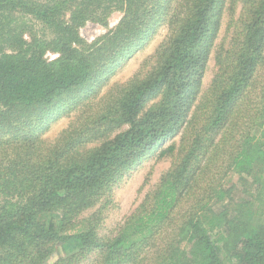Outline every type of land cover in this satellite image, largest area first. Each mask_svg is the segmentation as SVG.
<instances>
[{
    "label": "trees",
    "instance_id": "trees-1",
    "mask_svg": "<svg viewBox=\"0 0 264 264\" xmlns=\"http://www.w3.org/2000/svg\"><path fill=\"white\" fill-rule=\"evenodd\" d=\"M112 12L117 26L84 42ZM163 25L147 76L47 145L51 123ZM156 152L169 171L100 237L114 189ZM233 175L248 198H231ZM61 248L51 264H264V0H0V264H50Z\"/></svg>",
    "mask_w": 264,
    "mask_h": 264
},
{
    "label": "rangeland",
    "instance_id": "rangeland-1",
    "mask_svg": "<svg viewBox=\"0 0 264 264\" xmlns=\"http://www.w3.org/2000/svg\"><path fill=\"white\" fill-rule=\"evenodd\" d=\"M240 8H238L239 13ZM122 18L120 12H112L108 20V28H104L102 25L97 23L89 22L83 28L80 29V36L84 42L92 44L97 42L102 36L106 35L112 28L116 27ZM228 17L224 20L219 35V41L222 42L226 35ZM31 21V20H30ZM36 26V33L38 39L42 41L44 37H50L46 30L39 23H33ZM169 36V29L167 25L161 26L156 33L151 35L144 44L135 49L132 55L128 58L123 59L117 64L116 69L111 75H108L100 84L95 86L94 91L99 92L98 97L94 100L88 101L84 106H79L78 112H65L59 119L54 120L47 131L43 134V140L46 141L47 145L54 143L63 132H65L74 122H77L84 112L93 113L97 110L104 98L117 89L121 88L133 79H143L147 76L151 68L155 63V54L159 47L165 43ZM24 39L30 43L31 37L26 34ZM58 55L52 52H46L45 58L54 59ZM216 72V63L214 55H212L204 78H203V89L209 88V85ZM98 90V91H97ZM80 115V116H79ZM173 141L168 140L163 143V147L171 145ZM175 143L179 145L180 140L177 137ZM172 164V158H160L156 152L149 158H146L141 163L140 167L134 171L129 177L125 178L115 189L111 198V206L105 212L102 226L99 230L100 237L112 238L116 235L120 225L124 219L129 216L137 206L144 200V198L160 183L161 178L169 171ZM231 184L234 185L231 198L233 200L237 198H248V192L250 191L251 180L241 175H233L228 179ZM90 212H88L89 214ZM87 215V214H86ZM59 256H66V253L61 248L59 252L50 260V264L55 262Z\"/></svg>",
    "mask_w": 264,
    "mask_h": 264
}]
</instances>
